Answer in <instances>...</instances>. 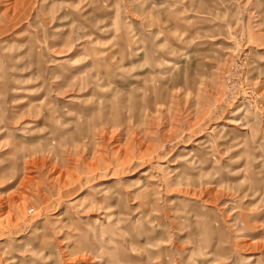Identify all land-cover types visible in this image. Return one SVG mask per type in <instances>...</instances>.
Returning <instances> with one entry per match:
<instances>
[{
  "label": "rangeland",
  "instance_id": "1",
  "mask_svg": "<svg viewBox=\"0 0 264 264\" xmlns=\"http://www.w3.org/2000/svg\"><path fill=\"white\" fill-rule=\"evenodd\" d=\"M0 264H264V0H0Z\"/></svg>",
  "mask_w": 264,
  "mask_h": 264
}]
</instances>
